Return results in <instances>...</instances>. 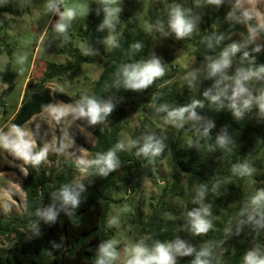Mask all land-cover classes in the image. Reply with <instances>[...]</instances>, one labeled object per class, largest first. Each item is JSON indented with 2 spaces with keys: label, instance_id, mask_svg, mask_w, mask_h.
<instances>
[{
  "label": "trees",
  "instance_id": "trees-1",
  "mask_svg": "<svg viewBox=\"0 0 264 264\" xmlns=\"http://www.w3.org/2000/svg\"><path fill=\"white\" fill-rule=\"evenodd\" d=\"M174 6L181 7L193 23V32L187 40L192 44L195 62L203 63L207 74L205 73L199 82L187 81L179 92L177 84L172 80L175 69L164 67V76L155 79L147 89L141 90L145 94V100L151 102L148 111L177 121L179 119L172 114L180 109H188L184 113V118L192 112L206 116L217 122L221 131L220 136H225L227 143L223 147L217 143L219 134L215 126L205 135L204 129L210 123L205 122L193 128L196 134L189 144L172 145L170 162L172 182L163 186L158 201L155 204L151 203L150 212L144 218H135L140 235L138 243L143 241L146 247L151 248L156 242L169 243L180 239L187 244L185 229L191 231V224L179 214L176 204L168 202L165 196L185 198L188 213L201 206L200 203H193V200L203 187L205 196L202 203L209 206L208 219L216 229L212 227L207 234L201 235L199 239L207 244V247L195 250L199 252L203 248H208L211 253L208 259L210 264H213L214 255L220 247L227 225V217H224L222 222L216 218L220 209H230L229 200L232 195L237 199L238 205L243 206L242 193L249 175L241 177L233 171L236 164L248 165L245 159L246 144L242 141L254 133L264 143L262 124L254 120L248 123L245 110L239 114L238 99L232 98V85L222 75L209 77L208 74V64L211 60L219 58L220 54L236 44V41L243 42L244 46L238 47V51L230 57L238 63V68L231 70L229 75L239 71H256L264 67V42L261 51L256 50L250 31L244 26L245 18L241 9L236 11L238 14L236 18L230 19L231 11L229 4L225 5V0H222L220 5L210 4L208 0H201V3L196 0H188V3L186 0H157L146 16L148 28L128 20L114 35V44L111 49L105 51L103 68L85 95L79 93L70 95L46 83L55 76L75 74L80 69L82 61L90 59L72 45L61 48V51L72 56L71 59L65 62L48 61L39 81H34L31 77L27 79L20 104L11 118L12 126L21 127L33 114L47 107L54 97L67 103L80 101L83 97L110 103L113 105L112 112L103 122L90 127V131L96 136V142L90 149L94 160L98 154L116 149L120 167L104 176L94 164H91L87 169V177L73 183L71 170L46 172L44 168H36L27 163V173L23 179L25 209L21 216L0 217V231L14 229L16 224L25 227L30 223L34 225L30 228L29 235H18L15 241L6 246L4 252L0 251V264H96L100 246L106 239L103 220L111 199L110 191L119 180L131 181L132 170L140 166L145 156L137 148L135 132L132 134L129 150L124 147L117 148V145L121 144L119 132L127 113V105L139 91L125 88L118 81L123 70L129 65L156 59V50L160 49L158 45H164L165 42L163 33H172L168 27V20ZM200 12L202 20L197 26L195 21ZM102 16L103 12L98 15L90 13L87 26L82 28L79 34L89 45H99L104 51L105 35L113 27L101 28ZM247 21L250 28L264 38V30L255 18L247 16ZM237 32L241 33V39L237 38ZM172 41V38L169 39V42ZM209 42L213 45L211 48L208 46ZM136 43L141 44L139 50H133L132 46ZM166 54L168 49L165 45L159 58L163 59ZM1 77L8 83L7 88L12 86L13 76L8 68L1 72ZM213 96H219V99L214 102L211 99ZM237 132L240 134L236 135ZM149 138L156 145L160 140L156 132L147 133L145 143ZM160 149L158 154H151L155 165L164 155L163 148ZM210 161L214 164L211 165ZM65 163L74 164L71 161ZM150 165L144 167L143 171L150 175L152 181H156ZM207 167L210 173L207 172ZM254 177L263 179L264 174H255ZM196 182L197 191L194 190ZM65 186L79 191V206L75 209L71 207L63 209L59 201H56L55 220H48L45 216L39 215L38 213H45L53 207L54 194L58 195ZM253 212L255 217H262L258 212ZM243 219L246 229L248 222L244 212ZM238 231V228L233 227L231 235L225 241V250L230 256L228 264H244V257L250 249L248 238L237 239ZM255 251L260 253L258 250ZM194 258L195 253L192 256L181 257L183 264H192Z\"/></svg>",
  "mask_w": 264,
  "mask_h": 264
},
{
  "label": "rangeland",
  "instance_id": "rangeland-1",
  "mask_svg": "<svg viewBox=\"0 0 264 264\" xmlns=\"http://www.w3.org/2000/svg\"><path fill=\"white\" fill-rule=\"evenodd\" d=\"M156 1L119 0L117 6L122 11L118 21H113V28L105 35L104 51H102L101 46L89 45L79 34L80 30L87 26L90 13L98 15L103 12V25L106 14L105 5L101 0H64V3L56 0L59 12H63L66 8L77 12L66 33L56 31L60 15L59 12L48 8L49 0H0V134H7L13 130L11 117L21 100L24 89H26L27 79L31 77L34 81H39L46 70L48 61L65 62L72 58L69 53L61 51L62 47L72 45L82 54L86 50L90 59L82 61L80 69L75 74L55 76L48 79V84L58 87L70 95L76 93L85 95L103 68L106 59L105 51L112 47L105 43L107 38L114 37L128 20L148 28L146 16ZM196 1L201 3V0ZM186 2L188 3V0ZM228 4L231 11L230 19L236 18L238 16L236 11L241 9L245 18L244 26L250 31L256 50L261 51L264 38L260 33L250 28L247 16H253L264 30V0H225V5ZM215 9L217 10V7ZM201 20L200 12L196 17L195 24L198 26ZM114 27L117 29L115 30ZM240 36L241 33L237 32V38L241 39ZM171 38L173 41L169 42ZM163 39L165 40L164 45H158L160 49L156 50V59L161 62L163 67L175 69L172 80L177 84L179 92L187 81L199 82L204 74H207L205 65L195 62L192 44L187 40V37L177 39L175 34L166 32L163 33ZM235 43L239 47L244 46L241 41ZM165 45L168 54L160 59L159 55ZM6 68L13 76L12 86L9 88H7L8 83L4 82L1 77V72ZM237 68L238 63L231 60V66L222 75L232 86L233 77L238 72L229 74L231 70L234 71ZM263 86L264 75L261 78L252 77L246 82V87L250 97L253 98V103L247 108L243 106L242 99H238L237 103L239 114L246 111L248 123L251 120L260 122L264 129V112L260 110L254 100L255 97L264 93ZM77 102L67 103L54 97L45 109L34 114L19 127L26 133V139L33 142L35 152L47 149L45 159L36 165V168H44L46 172L71 170L73 183L87 177V169L94 160L90 146L96 142L95 134L90 131V127L93 125L83 118H73L71 115ZM150 106L151 102L145 100V94L141 90L130 99L119 132L120 142L126 150H129L132 134L135 132L137 148L141 149L144 146L146 134L156 132L160 136L157 145L163 148L164 155L157 165L153 163L151 154L144 156L140 166L132 170L131 181L119 180L110 191L111 199L103 220V228L106 236L104 244L111 242L116 252V258L111 264H127L133 247L139 244L140 235L135 218H144L150 212L151 203L155 204L158 201L163 186L171 184L173 179L170 166L172 145L185 146L189 144L196 134V130L193 128L205 122L214 124L219 137L221 134L217 122L206 116L196 115V118L193 119L191 118L192 113H189L183 121L171 120L157 112H149ZM53 110L69 114L57 120L51 115ZM239 134L240 132L236 133V135ZM242 143L246 144L245 159L252 172L243 189V206H239L237 199L232 195L229 200L230 209H220V213L216 217L220 222L224 221V217H227V225L224 228L220 247L214 255L213 264H228L230 256L225 250V241L231 235L233 227L239 230L238 240L249 239V252L258 250L259 254L264 256V216L255 217L251 205V199L259 191L264 190V177L263 179L254 177L255 174H264V143L254 133L244 138ZM65 161H71L74 164L68 165ZM26 164L10 151L0 148V217L21 216L25 209L23 179L27 173ZM149 164H151V171L156 181H152L150 175L143 171V168ZM210 164H214L213 161H210ZM207 172L210 173L208 167ZM182 180L184 181L185 178L183 177ZM197 189L198 183L196 182L194 190L197 191ZM165 199L175 203L179 214L189 222L185 198L165 196ZM243 212L248 222L246 229L244 228ZM111 220H116L117 223L110 224ZM33 225L30 223L28 227H25L16 224L14 229L0 231V251L4 252L6 246L15 241L18 235H29ZM201 235H196L185 229L187 244L194 249L207 247V244L200 241ZM99 258L100 251L97 254V260ZM176 264H183L181 257L176 258Z\"/></svg>",
  "mask_w": 264,
  "mask_h": 264
},
{
  "label": "clouds",
  "instance_id": "clouds-1",
  "mask_svg": "<svg viewBox=\"0 0 264 264\" xmlns=\"http://www.w3.org/2000/svg\"><path fill=\"white\" fill-rule=\"evenodd\" d=\"M60 3H64V0H59ZM105 5V20L101 28L113 27V21H118L119 14L122 9L117 6L119 0H101ZM208 3L220 5L222 0H208ZM48 8L53 11L59 12L56 0H49ZM60 22L56 24V31L59 33H66L71 21L76 17L77 12L73 9H65L63 12H59ZM231 15V13L229 14ZM168 27L171 32L175 34L177 39H184L189 37L193 32V23L186 16L185 12L179 6H174L169 13ZM222 39V38H221ZM109 46L114 44V37L109 36L105 41ZM210 48L213 46L211 42L208 45ZM133 50H139L141 44L136 43L133 46ZM238 45L233 44L230 48L225 49L215 60H211L208 64L209 77L223 75L226 70L231 66V56L238 51ZM85 55L89 53L85 50ZM247 55V54H246ZM165 69L161 65L158 59H151L147 62H140L133 65H129L122 72V77L118 83H122L125 88L132 90H144L147 89L154 80L164 76ZM264 75V67H260L256 71H239L235 77H233L232 86V98L242 99L243 106L245 108L250 107L253 103V98L249 95V90L246 87V82L252 77L261 78ZM194 78V77H193ZM219 83V82H218ZM226 92V89L224 90ZM223 94V93H221ZM207 96L208 93H205ZM211 99L215 102L219 99V96H213ZM255 103L259 106L260 110L264 112V93L254 98ZM51 107V106H49ZM113 105L110 103H101L94 98L83 97L77 102V106L72 109L71 115L73 118H83L87 120L90 125H96L105 120V118L112 112ZM188 109H180L172 115L183 121L184 113ZM67 112H57L53 110L51 115L57 120L65 115ZM191 118L195 119L196 114L192 112ZM214 127V124L209 123L204 129L205 135H207L209 129ZM217 143L223 147L227 143L225 136H220L217 139ZM124 145H117V148H123ZM0 148L10 151L15 157L23 160L25 163L33 166L39 165L46 157L47 149L39 152L34 151L33 142L26 139V133L22 131L18 126L13 125V130L7 134H0ZM161 151L160 147L151 142L149 138L148 142L140 149V153L145 156L150 154L155 155ZM139 155V153H138ZM92 163L99 169L100 174L107 176L109 173L115 171L120 167V161L116 156V149L109 150L107 153L98 154L97 158ZM233 171L239 176L251 175L252 170L247 164L234 166ZM79 191L65 186L58 195L54 194V204L45 213H38L45 216L48 220H55L57 216L56 201H59V205L63 209L71 207L75 209L80 204ZM205 196V189L202 187L193 203H200V207L188 212L187 216L189 223L191 224V231L196 235L207 234L212 228L211 221L208 219L210 215L209 206H205L202 203ZM251 205L255 212H258L264 216V190L259 191L252 199ZM116 220H111L110 224H116ZM195 253V258L192 264H210L208 257L211 255L208 248H203L199 252L186 244L185 241L176 239L174 242L160 243L156 242L154 246L148 248L141 241L135 245L132 249L130 258L127 260V264H176V258L192 256ZM116 258V252L111 242L100 246V258L96 261V264H111ZM244 264H264V256H261L257 251H250L244 257Z\"/></svg>",
  "mask_w": 264,
  "mask_h": 264
},
{
  "label": "crops",
  "instance_id": "crops-1",
  "mask_svg": "<svg viewBox=\"0 0 264 264\" xmlns=\"http://www.w3.org/2000/svg\"><path fill=\"white\" fill-rule=\"evenodd\" d=\"M48 82H49V81H47L46 83L48 84ZM52 87H53V86H52ZM19 104H20V102L18 103V106H19ZM18 106H17V108H18ZM17 108L15 109V111L17 110ZM45 108H46V107H45ZM45 108H44V109H45ZM15 111H14V113H15ZM14 113H13V115H14ZM35 114H36V113H35ZM13 115H12V116H13ZM33 115H34V114H33ZM33 115H32V116H33ZM32 116H31L30 118H32ZM11 118H12V117H11ZM28 120H29V119H28ZM28 120H27V121H28ZM25 122H26V121H25ZM25 122H24V123H25ZM24 123H23V124H24ZM23 124H22V125H23Z\"/></svg>",
  "mask_w": 264,
  "mask_h": 264
}]
</instances>
